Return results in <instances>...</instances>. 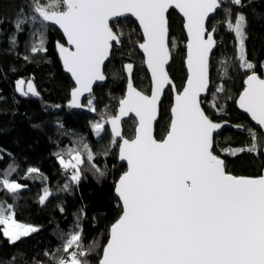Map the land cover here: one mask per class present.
<instances>
[{"label":"snow or ice","instance_id":"obj_1","mask_svg":"<svg viewBox=\"0 0 264 264\" xmlns=\"http://www.w3.org/2000/svg\"><path fill=\"white\" fill-rule=\"evenodd\" d=\"M226 4L246 6L245 0H30L27 9L17 13V32L28 23L39 25L41 35L39 43L31 48L33 53L47 52L43 34L46 26H58L66 37L68 46L57 42L56 47L64 69L75 82L71 108L85 107L81 97L88 94L86 106L89 111H96L93 86L107 79L105 62L114 44H120L124 35L121 25L129 17L142 30L143 40L138 47L150 71V94H145L133 83V64L124 65L126 94L118 101L117 114H101V120L92 124L97 137L106 123L111 125L110 144L118 147V159L127 163L126 171L113 185L119 213L106 242L100 245L94 239L86 246L83 229L77 225L74 231L61 233L63 255L46 253L52 264H91L89 256L93 254L97 264H264V175L248 177L227 171L226 161L216 154L214 144L215 136L228 122L214 121L202 107V94L209 93L210 61L217 47V28L210 18L221 10L227 30L235 34L239 67L249 73L238 106L264 130V78L247 58V16L238 11L233 17V8ZM170 9L182 14L187 34V79L175 94L167 131L158 140L154 122L161 99L166 88L175 89L167 69L171 60ZM10 42L15 46L16 37ZM117 75L113 73L114 78ZM16 90L23 96L40 95L31 81L26 83L23 79L16 82ZM223 92V85H218L212 95L215 98ZM130 113L138 117V126L134 137L126 139L121 120ZM247 131L250 146L226 153L221 150L222 154H264V138H258L252 129ZM5 154L11 159L10 153ZM104 154H108L107 150ZM56 155L63 170H73L72 183H80L85 159L98 177L106 175L92 163L95 154L87 144ZM15 171L14 163L0 171V190L12 196L25 187L10 179ZM27 171L31 174L39 170ZM70 187L71 184L64 186L66 190ZM50 195L51 191L45 188L40 203ZM76 215L78 219L84 215L83 207ZM0 226L3 237L12 245L39 230L17 222L14 206L2 200ZM16 259L14 254L0 264H15ZM25 264L29 262L25 260ZM32 264L43 262L33 260Z\"/></svg>","mask_w":264,"mask_h":264},{"label":"trees","instance_id":"obj_2","mask_svg":"<svg viewBox=\"0 0 264 264\" xmlns=\"http://www.w3.org/2000/svg\"><path fill=\"white\" fill-rule=\"evenodd\" d=\"M29 2L0 0V156L3 157L0 171L14 163L16 171L10 179L25 185L16 196L0 190V200L14 206L16 221L32 224L39 230L21 238L15 245L10 244L0 231V261L7 262L15 254V264H25V260L29 264L33 260L52 264L51 256L63 255L61 233L72 232L77 225L83 229L86 246L94 239L100 245L106 242L108 230L119 213L113 185L119 175L126 171V166L119 164V150L110 144L107 125L104 135L97 139L92 124L101 120V114H117L118 101L126 94L124 65L133 64L134 84L145 94H150L151 80L144 66V57L139 52L138 45L143 40L140 29L131 19H127L121 25L124 35L120 47L114 46L112 59L105 68L108 83L94 90L96 111L89 114L71 112L67 105L74 83L62 70L56 49L57 42L66 44L65 38L56 28L46 26L43 34L47 52L33 53L31 48L39 43L41 35L39 25L28 23L19 32L15 28L17 13L26 10ZM245 4L243 8L230 4L225 6L233 8V17L238 11L246 14L247 58L256 65V73L264 78V68L261 67L264 64V0H245ZM169 22L172 55L169 75L179 91L187 79V39L183 19L175 11H171ZM211 22L217 28L219 45L211 59V91L202 101V107L216 122L227 121L245 128L241 133L233 130L222 132L215 137L214 148L216 154L225 159L227 171L231 174L258 177L264 171V154L245 152L229 156L221 152L250 146L252 141L248 129L255 131L258 138L264 136L247 117L239 113L236 106L249 73L239 67L235 34L227 30L222 11ZM13 36L16 37L15 46L10 42ZM25 57L28 59L25 60ZM114 72L118 74L115 78ZM20 79L26 83L31 81L40 93V99L21 95L16 90V82ZM218 85H223L225 92L218 93L214 98L212 93ZM172 104L173 94L169 90L155 129L158 140L167 131ZM212 104L215 107H211ZM136 126L133 118L124 124L126 138L134 137ZM83 144H87L95 154L92 163L105 171L106 175L98 177L94 170H90V162L85 159L81 165L82 178L77 185L70 181L72 169L69 168L67 172L63 170L56 153H66L72 148H81ZM106 150L107 155L104 154ZM5 153H10L11 159ZM29 168L39 171L30 174L27 171ZM66 184H71L67 190L64 188ZM45 188L52 195L42 204L40 198ZM82 207L84 215L78 219L76 214ZM89 260L91 264H97L95 254L89 256Z\"/></svg>","mask_w":264,"mask_h":264},{"label":"water","instance_id":"obj_3","mask_svg":"<svg viewBox=\"0 0 264 264\" xmlns=\"http://www.w3.org/2000/svg\"><path fill=\"white\" fill-rule=\"evenodd\" d=\"M171 11H175V12L180 16V18L183 19V18H182V14L179 13V10H177V9H170V10H169V15L171 14ZM220 11H221V10H218L217 13L220 12ZM217 13L214 14V16H213L212 18H210V19L213 20V19L215 18V16L217 15ZM128 19H131L135 24L138 25V22H135L134 18L129 17ZM169 24H170V22H169ZM48 27H50V28H52V27H53V28H56V29L60 32V34L62 35V37L65 38L66 44H64V45H65V46H68V45H67L66 37L64 36L62 30L59 29L58 26L52 25V26H48ZM138 27H139V26H138ZM139 29H140V28H139ZM140 32H141V35H142V30H141V29H140ZM184 33L186 34V30H185V29H184ZM170 37H171V33H170V30H169V38H170ZM215 38H216V37H215ZM186 39H187V34H186ZM169 42H170V39H169ZM186 43H187V41H186ZM119 45H120V44H118V45H115V44H114V46H117V47H118ZM218 45H219V43L217 42V47L213 50L212 57L214 56V54H215V52H216V50H217V48H218ZM119 47H120V46H119ZM169 47H170V44H169ZM56 49H57V47H56ZM113 50H114V47H113ZM112 52H113V51H112ZM139 52H140L141 55L144 57L143 52H142V50H141L140 48H139ZM185 53H186V46H185ZM57 54H58V59H59L60 62H61L62 70H64V73L67 75V77H69V78L71 79V81H73V83H74V87H75V82H74L73 78L71 77V74L68 73V72L64 69V67H63V62H62L61 58L59 57L58 49H57ZM111 57H112V54H111L109 60L105 62L104 72H105V70H106L105 68H106V66L108 65V62H110L111 59H112ZM212 57H211V59H212ZM171 63H172V55H171V60L169 61V64L167 65L168 72H169V68L171 67ZM210 63H211V61H210ZM185 65H186V59H185ZM144 66L146 67V70H147L148 76H149V78H150V71L148 70L147 65H146V63H145V57H144ZM134 70H135V69H134V67H133V72H132L133 83H134V78H133ZM186 72H187V69H186ZM210 73H211V69H210ZM258 75H259V74H258ZM105 76H106V75H105ZM170 78H171V77H170ZM171 79H172V78H171ZM150 80H151V79H150ZM210 80H211V75H210ZM172 81H173V80H172ZM107 83H108V79H106L104 82H97V84H95V85L93 86V94H95V91H94V90H95L98 86H104V85H106ZM173 83H174V82H173ZM174 85H175V83H174ZM138 90H139V89H138ZM169 90H171V92H172V94H173V104H172V106L174 105V97H175V94H176V92L178 91L176 85H175V89H172L171 86H169L168 88L165 89V92H164V94H163V96H162L161 103H160V107H159L158 118H157V120L154 122V136H155V138H156V132H155V129H156L157 124L159 123L160 114H161V110H160V109H161V106H162V104H163V102H164V97H165L166 93H167ZM210 91H211V83H210L209 93H210ZM209 93H207V94H202V101L205 100V99H207V96L209 95ZM31 97H33V98L35 97V98H37V99H40L39 96L36 97V96H32V95H31ZM87 98H88V94H85L84 97H81V103H82L83 105H85V107H82V108H71V107H69V104H70V101H71V96H70V100H69L68 105H67L68 109H69L71 112H73V113L82 112V113L89 114L90 111L88 110V108H87V106H86ZM236 106H237V108H238L239 113L242 114V115H244L245 117H247V118L250 120L251 124H253V126L256 127L258 130H260V131L262 132L263 136H264V130H262V129L260 128V126L257 125L256 122L253 121V120L251 119V117H250V115H249L248 113H245L242 109L239 108L237 102H236ZM116 112H118V109H117ZM132 118L135 120V122H138V117H136L134 113H130V114H128L127 116L123 117L122 120H121V131H122V135H123L124 138H126V137H125V133H124V124L127 123V122H129L130 120H132ZM222 122H224V121H222ZM137 126H138V123H137ZM137 126H136V128H137ZM233 126H234V124H232V123H228L227 126H226V127H225V128L219 133V135H220L222 132L226 131V130H230V131L233 130V131L238 132V133H241V132H244V131H245V128H244V127L241 128V127H233ZM235 126H238V125H235ZM107 127H108V133H109L110 136H111V125L107 123ZM136 128H135V129H136ZM219 135H216V136H219ZM216 136H215V137H216ZM126 139H128V138H126ZM156 139H157V138H156ZM119 143H120V141H119V139H117V144H119ZM119 164H120L121 166L125 165V166H126V169H127V163H126V161H121V160H119ZM262 175H264V171H263ZM115 196H116V195H115ZM116 198H117V197H116Z\"/></svg>","mask_w":264,"mask_h":264},{"label":"rangeland","instance_id":"obj_4","mask_svg":"<svg viewBox=\"0 0 264 264\" xmlns=\"http://www.w3.org/2000/svg\"><path fill=\"white\" fill-rule=\"evenodd\" d=\"M105 125H107V123H106ZM104 132H105V126H104V130L101 132V135H100L99 137L96 136L95 131L93 132V134H95V137H96L97 139H100V138L102 137V135H104ZM17 222H19V221H17ZM19 223H21V222H19ZM26 225H32V224H26ZM32 226H34V225H32ZM34 227H35V226H34Z\"/></svg>","mask_w":264,"mask_h":264},{"label":"built area","instance_id":"obj_5","mask_svg":"<svg viewBox=\"0 0 264 264\" xmlns=\"http://www.w3.org/2000/svg\"><path fill=\"white\" fill-rule=\"evenodd\" d=\"M70 172H72V170H70Z\"/></svg>","mask_w":264,"mask_h":264}]
</instances>
